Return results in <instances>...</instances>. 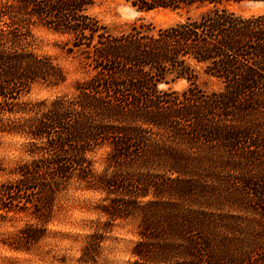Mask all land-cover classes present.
<instances>
[{"label": "trees", "instance_id": "obj_1", "mask_svg": "<svg viewBox=\"0 0 264 264\" xmlns=\"http://www.w3.org/2000/svg\"><path fill=\"white\" fill-rule=\"evenodd\" d=\"M127 1L180 18L115 33L96 0H0V134L29 139L31 155L0 186V209L33 206L30 244L79 182L103 198L75 264H101L130 216L140 224L127 264H264V12L230 7L264 0ZM37 27L66 37L85 76L71 93L20 102L37 83L68 80L34 46ZM171 76L189 86L161 88Z\"/></svg>", "mask_w": 264, "mask_h": 264}, {"label": "rangeland", "instance_id": "obj_2", "mask_svg": "<svg viewBox=\"0 0 264 264\" xmlns=\"http://www.w3.org/2000/svg\"><path fill=\"white\" fill-rule=\"evenodd\" d=\"M230 7L244 14L264 12L263 1H244L233 3ZM112 32H120L134 23L153 21L157 24H169L180 18L177 11L155 8L145 9L133 5L127 0H96L91 9ZM33 44L40 53L49 54L57 59L68 72V80L60 87L51 88L44 84H35L23 94L20 102H34L52 99L57 94L73 90L76 79L85 76L75 54L67 53L64 48L66 37L44 27L33 30ZM189 86L182 77H169L160 87L178 91ZM18 117V116H16ZM29 139L20 134H0V186L16 179V168L19 164L30 161L28 152ZM105 150L99 149L92 154L96 167ZM103 194L85 189L82 183H72L68 189L59 193L50 221L42 229L44 235L37 241L27 243L22 230L29 224H37L33 206L24 200L11 201L4 199L12 210L0 209V264H75L81 253L86 236L92 232L98 218L96 206ZM2 199L0 197V205ZM140 219L130 216L116 221L114 230L103 245L101 264H127L133 260L132 249L139 239Z\"/></svg>", "mask_w": 264, "mask_h": 264}]
</instances>
